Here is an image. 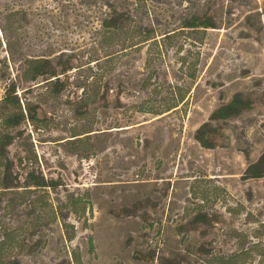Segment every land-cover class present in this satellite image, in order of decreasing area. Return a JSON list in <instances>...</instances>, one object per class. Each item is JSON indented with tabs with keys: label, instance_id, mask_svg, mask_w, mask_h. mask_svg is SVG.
<instances>
[{
	"label": "rangeland",
	"instance_id": "374dc122",
	"mask_svg": "<svg viewBox=\"0 0 264 264\" xmlns=\"http://www.w3.org/2000/svg\"><path fill=\"white\" fill-rule=\"evenodd\" d=\"M13 81L0 264H264V0H0V102Z\"/></svg>",
	"mask_w": 264,
	"mask_h": 264
},
{
	"label": "trees",
	"instance_id": "16d2710c",
	"mask_svg": "<svg viewBox=\"0 0 264 264\" xmlns=\"http://www.w3.org/2000/svg\"><path fill=\"white\" fill-rule=\"evenodd\" d=\"M200 24H202V26H205V27H213V24L210 20H196V19H194V20L188 22L186 25L191 27V26H199ZM106 25L109 27L115 28L118 26V23L117 22L114 23L110 20H106ZM47 63H48V61L43 59V58H29V59H27L26 60V67L24 68L22 74L20 75V78L28 80V81H33L42 75H49V78H53L51 80L53 85H55V86L60 85L59 90H61L63 88V82H61V80H60L61 78L59 75L66 73L72 67L66 66V67L60 68L58 66L57 67L53 66L50 68V70H47V68H46ZM17 85L18 84L15 81L8 84L6 86L5 96L3 97V99L0 102V104L2 106H8L11 108V111L8 112V114L6 116H4V118H3V124H4V126H7V127H15V126L19 125L27 117V115L23 111L21 98H20V96L16 90ZM175 106H177V105H174L173 107H175ZM241 106H242V104L239 103V101L236 99L232 103H229L227 105H223L220 108H218L217 110H215L213 112V114L211 115V119H214V120L226 119V118L232 117L234 115H237L241 111ZM29 113L30 114H28L29 115L28 117H30V119H32L34 121V119H36L35 114H32L31 111ZM207 125H209L208 122L204 126H207ZM197 138L205 146L212 147L210 142H209L210 138L208 136H206L205 133L202 132V129L198 130ZM13 139H14V135H12L10 133L2 132V130H0V160L1 161L8 160V155H7L8 146L12 143ZM263 159H264V156L259 162L250 165L245 172V177H261V176H264V169L262 167ZM1 165L4 167L3 177L1 180L2 181L1 186L3 188H9V187H11V186H9L10 166L5 162H3V163L1 162ZM27 178L31 181L30 182L31 185L42 187V188H48L54 184V182L52 180H48L44 175L35 177L33 175V173H31V172H29L27 174ZM64 225L68 226L67 222H64ZM72 236L73 235H70L69 237L73 238ZM233 260H234V256L223 257L220 264H234Z\"/></svg>",
	"mask_w": 264,
	"mask_h": 264
}]
</instances>
